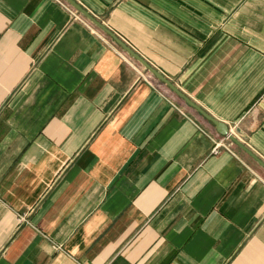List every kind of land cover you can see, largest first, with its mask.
<instances>
[{
    "label": "crops",
    "instance_id": "1",
    "mask_svg": "<svg viewBox=\"0 0 264 264\" xmlns=\"http://www.w3.org/2000/svg\"><path fill=\"white\" fill-rule=\"evenodd\" d=\"M77 1L264 159V0ZM0 264H264V168L67 1L0 0Z\"/></svg>",
    "mask_w": 264,
    "mask_h": 264
},
{
    "label": "water",
    "instance_id": "2",
    "mask_svg": "<svg viewBox=\"0 0 264 264\" xmlns=\"http://www.w3.org/2000/svg\"><path fill=\"white\" fill-rule=\"evenodd\" d=\"M70 5H72L76 10H78L83 16L93 22L96 26L100 27L106 33H108L124 50H126L133 58L138 60L144 65L149 72L156 76L161 82L166 84L173 92L180 96L184 101L195 108L200 114H202L206 119L211 121L215 126L217 131L225 137H228L233 143L244 150L248 155H250L254 160H256L264 168V159L261 158L256 152H254L247 144L242 142L239 138L230 132L229 126L212 116L207 112L200 104L195 102L190 98L184 91H182L169 77L163 74L160 70L155 68L150 62H148L139 52H137L130 44H128L123 38L111 30L104 22L100 21L96 16H94L88 9H86L77 0H65Z\"/></svg>",
    "mask_w": 264,
    "mask_h": 264
},
{
    "label": "built area",
    "instance_id": "3",
    "mask_svg": "<svg viewBox=\"0 0 264 264\" xmlns=\"http://www.w3.org/2000/svg\"><path fill=\"white\" fill-rule=\"evenodd\" d=\"M225 138H228V137H225ZM229 139V138H228ZM230 140V139H229ZM219 146H220V143L216 144L215 147H214V151H217L219 149Z\"/></svg>",
    "mask_w": 264,
    "mask_h": 264
}]
</instances>
